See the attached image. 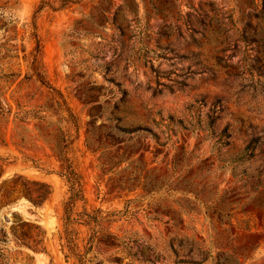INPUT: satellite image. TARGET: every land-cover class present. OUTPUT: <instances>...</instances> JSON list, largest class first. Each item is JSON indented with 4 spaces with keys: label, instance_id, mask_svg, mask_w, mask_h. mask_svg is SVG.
I'll return each mask as SVG.
<instances>
[{
    "label": "rangeland",
    "instance_id": "1",
    "mask_svg": "<svg viewBox=\"0 0 264 264\" xmlns=\"http://www.w3.org/2000/svg\"><path fill=\"white\" fill-rule=\"evenodd\" d=\"M39 2L0 0V264H264V0Z\"/></svg>",
    "mask_w": 264,
    "mask_h": 264
},
{
    "label": "trees",
    "instance_id": "2",
    "mask_svg": "<svg viewBox=\"0 0 264 264\" xmlns=\"http://www.w3.org/2000/svg\"><path fill=\"white\" fill-rule=\"evenodd\" d=\"M82 0H40L38 8L36 9V13H40L41 11H43L44 9L50 8L52 10H61L66 8L68 5L70 4H75V3H79ZM33 26H35V22L33 21ZM39 45H37V47L35 48L36 53L39 52ZM38 77L40 78V80L45 83L46 85L50 86L49 83H47L46 79L41 75V73H38ZM51 87V86H50ZM36 117H41V115H39L38 112H36L34 114ZM24 117V116H23ZM215 124H216V120L215 117L214 118H210L207 122L208 127L214 131L215 130ZM139 129H146L145 127H135V128H124L125 131H136ZM223 135H226L227 137H231L232 133L231 131H229V125H226L220 132L219 136L223 137ZM257 140L258 138H253L250 142H248L245 147L238 153L233 154L230 158L231 160L235 161V160H244V159H250L252 157L255 156V151L257 148ZM223 145L224 146H230L231 145V141L228 139L226 141H223ZM62 175L66 178V181H68L69 183V199H68V203H69V207L67 209V215H66V219L67 222L71 221V216H70V212L71 209L75 203V201L77 199H82L83 198V194H82V179L81 176L79 175V173L73 168L72 164L70 162H68L65 166H64V171L62 172ZM190 189V187H187L186 190ZM78 220H82L85 221L86 223H90L91 221H95L94 217H92L90 214H86V218L85 219H77Z\"/></svg>",
    "mask_w": 264,
    "mask_h": 264
}]
</instances>
